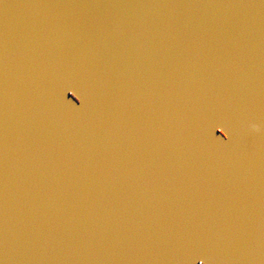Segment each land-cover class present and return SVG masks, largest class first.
<instances>
[{
    "label": "water",
    "instance_id": "water-1",
    "mask_svg": "<svg viewBox=\"0 0 264 264\" xmlns=\"http://www.w3.org/2000/svg\"><path fill=\"white\" fill-rule=\"evenodd\" d=\"M0 264H264V0H0Z\"/></svg>",
    "mask_w": 264,
    "mask_h": 264
}]
</instances>
